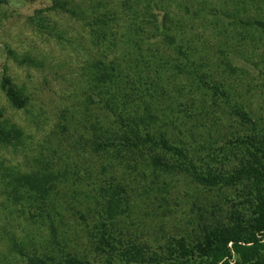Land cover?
I'll list each match as a JSON object with an SVG mask.
<instances>
[{
  "label": "rangeland",
  "instance_id": "1",
  "mask_svg": "<svg viewBox=\"0 0 264 264\" xmlns=\"http://www.w3.org/2000/svg\"><path fill=\"white\" fill-rule=\"evenodd\" d=\"M79 1L96 0H73ZM52 2L0 3V122L5 128L20 130L18 138L0 144V264H31L18 251V244L30 253L52 257L63 264L66 252L96 264H108L114 258L121 264L128 252L136 257L142 254L146 260L124 264H173L177 238L183 237L191 245L205 225L228 223L236 211L247 216L245 197L249 185L244 182L205 187L177 167H153L146 160L145 148L140 154L125 142L117 146L119 151L95 150L87 137L109 130L106 106H101L100 97L108 88L107 81L98 79L93 70L101 59L106 63L114 60L121 71L116 79L119 92L124 81L131 86L140 69L144 78L159 79L168 101H173L174 112L179 115L176 123L156 114L152 102L146 100L153 115L144 117L146 130L165 134L188 148L186 152L199 167L225 171L237 167L238 138L244 131L225 106L214 104L208 95L211 117L186 115L192 107L190 98L199 103V93L189 92L191 73L181 50L189 53L200 71L214 75L216 63L232 71L228 75L233 84L240 86L243 99L264 115V66L260 63L264 30L242 22L226 23L215 16L214 8L226 2L232 9L237 4V16L255 20L264 15L262 1L108 0L118 10L116 41L111 47L94 42V31L83 20L50 7ZM123 3L124 8H120ZM131 8L148 14L157 10L160 33L164 29L174 40L169 42L162 34L153 37L149 33L154 28L152 23H143ZM165 11L167 16L163 17ZM137 26L143 31L133 37L136 45L124 36L129 38L125 27L135 32ZM240 31H245V37L239 39ZM8 48L14 51L16 60ZM138 50L144 59L138 64L129 62ZM160 56L164 65L156 64ZM226 61L232 68L225 65ZM3 73L27 96L23 107L7 99L1 86ZM139 98L134 94L132 100H136L128 106L141 111ZM183 117L188 120L183 122ZM191 121H209L211 130L205 129L199 140H192L185 132ZM7 173L57 177L52 180V191L36 207L33 196L17 197ZM61 189L68 193L66 197H60ZM102 220L111 223V246H96ZM51 221L54 232L49 227Z\"/></svg>",
  "mask_w": 264,
  "mask_h": 264
},
{
  "label": "trees",
  "instance_id": "2",
  "mask_svg": "<svg viewBox=\"0 0 264 264\" xmlns=\"http://www.w3.org/2000/svg\"><path fill=\"white\" fill-rule=\"evenodd\" d=\"M3 0H0V3ZM257 1V0H256ZM259 1V0H258ZM260 6H264V0H261ZM224 3V2H223ZM228 3L225 2L220 8L215 7V16L219 17L226 23L242 22L245 25L253 26L264 30V15L258 17L255 20L250 18H240L234 13L237 4L231 8L228 7ZM128 6V5H125ZM50 7L61 8L68 11L73 17L83 20L85 24L90 27V30L94 31V42L103 44L107 47L114 45L116 41V20L118 19L117 8L110 6L108 0H96L90 2H73V0H53ZM120 8H124V3L120 4ZM130 11V8L128 9ZM133 14L138 15L143 23L146 21L152 23L153 30L149 33L154 37L162 34L165 40L169 42L173 41V35L167 31L160 33L159 24H157L159 13L152 12L148 14L145 11L142 13L139 9H132ZM124 12V11H123ZM123 14V13H122ZM141 14V15H139ZM167 16L165 11L164 16ZM137 24V23H136ZM45 25V24H44ZM224 28H227L223 24ZM127 36L124 35L125 40L130 42L134 41L133 37H138L139 33H142V27H135V32L130 28L125 27ZM244 28V27H243ZM246 28V27H245ZM115 30V31H114ZM246 31V30H245ZM245 31H240V37H245ZM232 33V32H231ZM246 34H250L246 31ZM151 37H147L149 39ZM133 44H138L134 41ZM180 49V48H179ZM189 50V49H188ZM191 51V50H190ZM8 52L16 60L17 56L14 51L8 48ZM126 52H129V47L126 46ZM123 52V53H124ZM185 60H188L186 68L190 71L191 78L188 82L189 92H198V100L190 98L189 104L191 109L187 116H195L196 118L206 116L211 117L213 112L211 105L207 104V97L212 98L214 104H223L226 110L230 113V117L234 118L239 126L242 127L239 134L238 143V166L233 170L215 169L214 167H199L194 162L191 155L185 146L177 144L171 141L167 135L156 134L154 131L146 130L143 127L144 117H153L152 113L147 109V102H152L155 113H161L165 118H169L172 122L179 120V115L174 112L173 101H168V94L160 88L159 79H147L141 75L139 69L136 73V79L130 87H127V83L124 81V86L119 85L121 92L117 88V75L120 71V67L112 60L108 63L99 60L95 62L93 72L98 74V79L103 82L107 81L106 90H103L101 97L102 107L104 114L107 117L106 126H108L106 134L93 133L87 137V142L92 149L95 150H117L120 144L129 145L131 150L142 154V149L145 148L147 152L146 160L155 168H162L165 170H171L173 167H177L180 170L188 172L196 182L205 187H215L222 185H235L240 182L248 184V192L246 203L249 208L247 216L243 213L236 211L234 215H231V219L228 223H217L215 225H205L201 234L197 237L193 244L188 245L183 237L176 239V249L174 251L172 263L173 264H264V115L258 108H253L249 105L246 99H243L240 93V86L237 83H232L228 73L232 75V71L220 67V64L216 63L213 71L214 75L207 73L206 71H200L192 62L187 51H182ZM29 58V57H26ZM144 59V55L141 50H138V54L131 56L129 62L138 64L139 61ZM262 65L264 66V53H261L260 58ZM168 62V61H166ZM156 64L164 65L163 56L156 58ZM169 64V62H168ZM177 64V63H175ZM173 66V64L170 63ZM225 65L232 68L230 62L226 61ZM183 66V64H182ZM219 70V71H217ZM228 70V71H227ZM142 80V81H141ZM138 83L136 84V82ZM128 82V81H127ZM147 82V83H145ZM106 84V83H105ZM1 86L5 92L7 99L16 107H23L26 104L27 96L15 85L11 77L7 74H2ZM177 88V87H176ZM115 89V92L111 91ZM111 91V92H110ZM131 92H134L138 96L139 102H142L141 111H137L134 108L128 106V103L135 101L132 100ZM195 95V96H196ZM146 98V99H145ZM222 102V103H221ZM211 106V107H210ZM101 107V108H102ZM146 107V108H145ZM130 108V109H129ZM154 113V114H155ZM155 114V115H156ZM2 115L0 111V116ZM205 116V117H204ZM183 122L188 120L184 119ZM206 123L191 121V123L185 128L188 136L192 140H199L200 133L205 129L209 132L211 127ZM210 128V129H209ZM15 130V131H12ZM20 136L19 129H8L2 126L0 122V144L6 143L11 138H18ZM198 138V139H196ZM237 155V154H236ZM50 173H47L49 175ZM13 183L15 189L18 192L17 197L27 195L33 196L36 207L41 206L40 203L45 200V197L54 188L53 178L57 176L47 175L49 179H43L44 177H37L31 175H21L7 173ZM10 182V181H9ZM61 191L60 197L68 195L66 190ZM15 196V195H14ZM87 196H89L87 194ZM59 197V198H60ZM64 197L65 202L67 198ZM58 198V196H57ZM110 214V213H109ZM49 217V214H47ZM80 216H83L80 213ZM111 216V214H110ZM109 218V217H108ZM112 218V217H110ZM109 221L102 220L99 223V237L97 239L96 246L99 247L103 243L104 245L111 246L113 241L111 237V229L109 227ZM52 232L55 231L53 222L49 224ZM18 251L26 256L27 260L31 264H63L61 261H56L52 257L42 256L26 251L23 246L18 244ZM140 253V252H139ZM138 254V253H135ZM168 257V255L166 254ZM124 261L132 263L135 260H146V257L141 254V257L128 253H124ZM64 264H96L86 258L76 256L69 252H66ZM108 264H118L115 258L108 262Z\"/></svg>",
  "mask_w": 264,
  "mask_h": 264
}]
</instances>
